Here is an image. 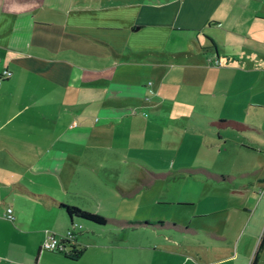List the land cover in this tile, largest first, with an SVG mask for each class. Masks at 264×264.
<instances>
[{"label": "rangeland", "instance_id": "rangeland-1", "mask_svg": "<svg viewBox=\"0 0 264 264\" xmlns=\"http://www.w3.org/2000/svg\"><path fill=\"white\" fill-rule=\"evenodd\" d=\"M237 21L197 30L150 27L138 54L116 69L129 79L117 89L104 79L95 89L82 82L71 96L58 89L64 96H54L57 106L74 107L57 108L68 157L56 162L58 183L47 178L48 194L102 214L103 234H165L186 242L196 264L219 253L229 255L221 264H264V182H248V172L264 170V107L245 110L246 100L264 99V17L240 14ZM113 91L117 103L109 101ZM79 127L87 131L64 139ZM6 191L0 187V214L10 201ZM78 221L80 233H90V221Z\"/></svg>", "mask_w": 264, "mask_h": 264}, {"label": "crops", "instance_id": "crops-1", "mask_svg": "<svg viewBox=\"0 0 264 264\" xmlns=\"http://www.w3.org/2000/svg\"><path fill=\"white\" fill-rule=\"evenodd\" d=\"M240 14L264 17V0H0V68L10 71L0 78V187L10 196L0 214V264H196V254L185 250L186 242L165 234L157 239L111 231L103 234L91 221L86 228L90 233H80L78 219L58 206L65 200L46 189L47 178L54 177L50 181L54 183H58L54 173L61 178L60 157H68L61 146L64 131L58 109L74 107L72 101L57 106L54 96H64L63 90L71 96L82 82H90L86 87L95 89L100 79L107 80V88L117 89L129 79L116 69L138 54L150 27L197 30L227 19L233 27ZM132 84L128 94L136 88ZM259 88L264 89V80ZM109 96H113L111 103L118 102L114 91ZM245 103L246 111L248 106L264 107V99ZM84 130L79 127L64 139H75ZM95 142L99 144V139ZM248 173V182L258 186L264 182V170ZM66 185L62 188L69 189ZM66 202L77 205L74 199ZM6 207L13 215L8 220ZM71 221L80 227L74 228L66 249L40 247L47 226L61 236ZM112 222L119 226L144 224L127 219ZM72 250H78L77 254L67 255ZM228 256L219 253L204 262L221 264Z\"/></svg>", "mask_w": 264, "mask_h": 264}, {"label": "built area", "instance_id": "built-area-1", "mask_svg": "<svg viewBox=\"0 0 264 264\" xmlns=\"http://www.w3.org/2000/svg\"><path fill=\"white\" fill-rule=\"evenodd\" d=\"M10 71L6 68H0V78L3 76H7ZM264 150V149H263ZM4 216L7 219L12 218V214L10 212V207L5 208ZM80 227V223L72 222L69 226L64 230L61 236L56 237L52 230L45 228L43 230V237L40 242V247L50 250H63L66 249L67 245H70L71 241L74 237V228Z\"/></svg>", "mask_w": 264, "mask_h": 264}, {"label": "trees", "instance_id": "trees-1", "mask_svg": "<svg viewBox=\"0 0 264 264\" xmlns=\"http://www.w3.org/2000/svg\"><path fill=\"white\" fill-rule=\"evenodd\" d=\"M58 206H60L69 216L74 217V218H82L86 219L88 221L97 223V224H102L105 222V217L102 214H99L94 211H90L86 208H81L78 207L77 205L70 204V203H63V202H58ZM71 221L70 223H72ZM78 251V250H77ZM76 250H72L71 253H68L67 255H75L77 254Z\"/></svg>", "mask_w": 264, "mask_h": 264}]
</instances>
